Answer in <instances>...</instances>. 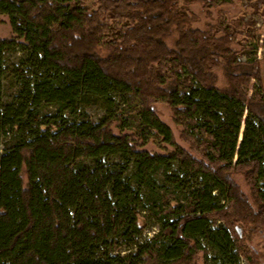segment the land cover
I'll return each instance as SVG.
<instances>
[{
    "label": "trees",
    "instance_id": "1",
    "mask_svg": "<svg viewBox=\"0 0 264 264\" xmlns=\"http://www.w3.org/2000/svg\"><path fill=\"white\" fill-rule=\"evenodd\" d=\"M89 2L0 0L11 28L0 36V264H198L201 253L210 264L205 245L218 263L259 264L258 41L238 44L222 17L195 26L192 5L211 17L229 1ZM19 49L30 72L5 102ZM92 99L105 104L100 122L84 110ZM144 213L159 229L143 240Z\"/></svg>",
    "mask_w": 264,
    "mask_h": 264
},
{
    "label": "rangeland",
    "instance_id": "2",
    "mask_svg": "<svg viewBox=\"0 0 264 264\" xmlns=\"http://www.w3.org/2000/svg\"><path fill=\"white\" fill-rule=\"evenodd\" d=\"M229 1V3L214 9L211 12V17L206 16V11L200 5H192L191 11L198 17V21L195 23L196 27L205 28L206 23L218 24L219 19L222 17L228 25V32L237 35L238 44H250L253 40L258 41V53L257 58H264V0H221ZM89 5L96 9L95 0H90ZM5 23L0 26V36L10 37L11 28L8 24V19L4 18ZM233 22L235 24H233ZM263 48V50L261 49ZM242 59L245 60V55H242ZM26 53L21 49L17 52L10 54L6 58V74L4 78V101L11 102L18 90L17 77L21 74H28L29 68L26 66ZM116 93V92H115ZM117 94V93H116ZM114 94L115 98L119 96ZM117 100L116 102H118ZM89 117L93 118L96 122H100L106 116V107L101 100L92 99L89 104L84 108ZM161 119L169 125L174 131L175 135L179 137V131L175 129L171 120V112L164 106H159ZM240 141V139H239ZM181 145L185 146L183 142ZM145 150L152 153H164L155 144L149 143ZM237 182L243 189V191L249 195L248 185L245 183L241 176L236 177ZM143 227L144 234L142 239L151 238L154 233L159 229L156 221L151 214L144 213L140 220ZM253 255H255L259 264H264V234H256L251 241H249ZM206 250L211 259L210 264H221L214 258L215 253L206 246ZM198 264H204V253H201L197 257ZM240 264H250L244 257H241Z\"/></svg>",
    "mask_w": 264,
    "mask_h": 264
},
{
    "label": "built area",
    "instance_id": "3",
    "mask_svg": "<svg viewBox=\"0 0 264 264\" xmlns=\"http://www.w3.org/2000/svg\"><path fill=\"white\" fill-rule=\"evenodd\" d=\"M260 49V48H259ZM261 49L263 50V48L261 47Z\"/></svg>",
    "mask_w": 264,
    "mask_h": 264
}]
</instances>
